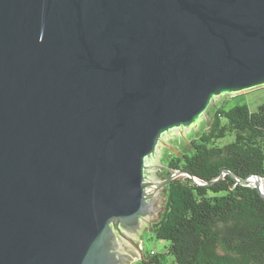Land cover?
Returning <instances> with one entry per match:
<instances>
[{"label":"water","instance_id":"1","mask_svg":"<svg viewBox=\"0 0 264 264\" xmlns=\"http://www.w3.org/2000/svg\"><path fill=\"white\" fill-rule=\"evenodd\" d=\"M261 87L264 0H0V264L144 260L160 148Z\"/></svg>","mask_w":264,"mask_h":264},{"label":"trees","instance_id":"2","mask_svg":"<svg viewBox=\"0 0 264 264\" xmlns=\"http://www.w3.org/2000/svg\"><path fill=\"white\" fill-rule=\"evenodd\" d=\"M209 114L191 149L166 159L164 179L186 175L166 186L163 211L151 225L167 243L165 253L133 264H167L164 255L171 264H264V199L247 181L264 182V102L255 112L212 106ZM226 136L233 138L218 146Z\"/></svg>","mask_w":264,"mask_h":264},{"label":"rangeland","instance_id":"3","mask_svg":"<svg viewBox=\"0 0 264 264\" xmlns=\"http://www.w3.org/2000/svg\"><path fill=\"white\" fill-rule=\"evenodd\" d=\"M263 102H264V87H261L259 89H254L235 96H223L219 98L216 103L212 104L211 107L222 106L224 110H229L236 106L245 105L251 112H255L258 106ZM209 115L210 114L208 111L206 119H209ZM208 124L209 123L206 124L205 121H201L200 123H198V127H196V131H194L193 128H190V131H188L187 134L185 135L187 144L186 141H184V139L178 133L175 134L174 138H169L166 141V143L171 147H173L179 154L174 153L172 150L168 148L161 147L159 163L153 167V170H156L153 172V176H155L157 179L163 180L164 173L167 171V168L165 167V165L167 164L166 159H168V157H171V155L179 156L180 153H187L191 149L189 142L197 139L198 135L206 130ZM232 138H233L232 136H226L224 139L217 140L215 142L217 143L218 146L222 147L227 143H229L232 140ZM247 181L252 186H254V182L250 180V178ZM165 188L166 187H163L160 193V196H162L161 197L162 203L160 204L161 211L157 214L158 216L157 219L156 220L150 219L148 224L144 222L141 231H139L138 236H134V237L132 236V238L135 240L134 244L141 252L143 258L145 257V255H148L151 252L157 255L165 253L167 243L161 240H157L151 229V225L158 220L160 214L163 211V207L165 204ZM263 189H264V182H263ZM138 259L139 257L136 258L135 256H133L128 260L127 264H133ZM163 259L167 264H171L172 262V258L167 255H164Z\"/></svg>","mask_w":264,"mask_h":264}]
</instances>
